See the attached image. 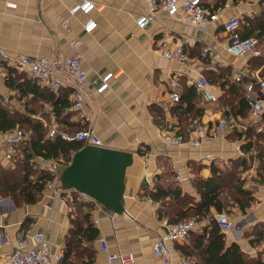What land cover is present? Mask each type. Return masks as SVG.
I'll list each match as a JSON object with an SVG mask.
<instances>
[{"label": "crops", "instance_id": "obj_1", "mask_svg": "<svg viewBox=\"0 0 264 264\" xmlns=\"http://www.w3.org/2000/svg\"><path fill=\"white\" fill-rule=\"evenodd\" d=\"M82 1L85 0H0V46L14 55L33 58L80 56L87 73L85 121L80 120L77 112L71 120L92 128L105 147L133 154V162L125 172L122 209L118 212L104 207L74 189H71L73 198L66 200L62 191L70 188L61 180L66 168L61 164L60 178L52 187L50 183L47 185L38 202L16 205L9 196H0V264H6L4 256L12 250L17 236L28 229L34 234L42 233L53 253H62L72 219L87 212L99 230L97 238L90 243L95 251L92 264H121L110 260L109 255L127 252L135 255L133 264H163L154 256L152 248L156 239L166 232L160 221L165 217V206L171 196L156 201L150 192L156 185L177 186L182 194L197 202L199 194L193 181L197 176L209 177L213 165L225 173L236 171L237 183L249 193L244 208L230 194L225 196L227 202L222 211L234 223V228L225 234L226 243L238 244L247 257L264 264V126L248 125L251 107L246 114L234 115L231 106L220 105L218 100L227 95L228 86L222 87V81L227 78L237 83L233 80L235 65L241 66L249 76H264V57L238 59L228 53L229 38L223 28L224 20L240 17L243 21L250 15H259L264 11V1L232 0L223 19L207 29L179 22L164 13H158L155 20L140 29L136 22L149 0H89L96 5L90 14L71 13L70 9ZM151 1L157 5L161 0ZM224 3L225 0H208L207 6L215 11ZM88 19L97 21V28L91 33L84 30ZM162 39L183 45L199 64L205 61L200 54L207 46L222 55L218 69L202 71L216 96L215 101L197 97L184 76L179 91L183 105H187L186 98L197 100V108L202 111L199 118L204 123L214 125L223 118L233 123L225 141L196 149L189 145L171 146L161 139L164 131L182 127L187 122L186 117L178 114L170 95L176 72L188 73L181 65L161 55ZM261 47L264 50V44ZM109 72L115 75L109 88L97 93L92 81ZM6 76L7 70L0 72L2 101L12 114L29 116L25 110L26 96L11 89ZM237 84L247 97L244 83ZM70 99L72 101V93ZM47 107L45 110L49 112L51 108ZM156 114L162 115L164 123H155ZM261 119L264 121V111ZM50 121H53L52 115ZM3 141L0 137V167L14 169L22 158L20 144L3 145ZM7 153H11L10 159ZM207 154L209 160L205 159ZM178 172L185 178L181 182L175 180ZM74 196L78 201L93 205L76 206ZM217 212L214 207L210 208L207 215L197 218L198 226L186 240L168 243L171 264H183L185 260L197 264V256L190 254L191 250L192 253L197 251V238L208 234Z\"/></svg>", "mask_w": 264, "mask_h": 264}, {"label": "built area", "instance_id": "obj_2", "mask_svg": "<svg viewBox=\"0 0 264 264\" xmlns=\"http://www.w3.org/2000/svg\"><path fill=\"white\" fill-rule=\"evenodd\" d=\"M262 2L263 0H256ZM208 0H161L159 4L148 1L145 12L137 19V26L144 29L150 22L156 19L158 13H164L166 16L176 19L179 22L187 23L198 29H207L210 25L223 19L224 11L231 7L232 0H225L224 6L215 11H211L207 6ZM15 6V5H12ZM96 5L92 1H82L70 9L71 13L82 12L85 15L90 14ZM250 18L253 16L250 15ZM64 25L67 24L65 21ZM97 28V21L88 19L84 25L86 33H91ZM223 28L228 35L227 45L228 53L238 59L263 58V50L259 41L255 37L242 36V19L234 17L223 21ZM161 55L169 60L178 63L186 71L179 70L171 81V102L176 106L179 115L187 118L184 126L170 131H164L160 134L164 143L171 146L189 145L192 148H201L203 145H211L218 141H225L233 128V123L223 118L214 125L204 123L200 118L191 117L189 111L180 105L181 79L184 76L185 82L192 87L197 97L205 101H215L210 83L206 76L202 74L204 69L216 70L219 63L223 60L220 53L211 47H205L200 58L205 60L200 64L194 62L183 45L173 44L168 39L160 41ZM13 67L19 73L37 80L40 85L46 87L55 94L61 89L72 88V107L71 109L80 115V120L85 121V100H86V81L87 73L82 65L79 55L69 57L33 58L25 54L14 55L0 46V72ZM195 72V74H193ZM115 77L114 73L109 72L92 81L96 92L103 93L110 86L111 79ZM247 80L245 81V79ZM233 80L237 83H244L247 92V98L251 107V116L248 125H263L262 113L264 111V76H249L239 65L234 66ZM257 88V89H256ZM247 125H245L246 127ZM49 137H61L67 142H74L81 147L95 146L105 147L101 137L96 134L92 128H85L75 132L59 130L55 126L48 132ZM0 137L4 139L3 145H18L26 143L27 137L20 131H11L3 133L0 131ZM7 158H11V153H7ZM205 159L209 160L207 154ZM36 164L39 170L50 173L53 177L50 182L52 187L60 178L59 160L37 157ZM185 178L178 172L175 180L183 181ZM252 183L251 185H253ZM59 189V188H57ZM55 190L59 194V190ZM62 194L66 200L73 198V190L65 189ZM214 220L221 229V232L227 234L234 228V223L229 215L220 211L214 215ZM166 232L160 235L153 244L154 256L160 258L163 264H171V251L168 247L169 242H182L188 238L190 233L198 226L196 219L188 220H170L163 218L160 221ZM106 247V245H105ZM62 259V253L52 252L48 241L42 233L34 234L31 229L25 230L15 239L12 250L4 256L6 264H51L53 261L59 262ZM110 260H118L121 264H133L135 262L134 253H115L109 255ZM183 264H190L183 261Z\"/></svg>", "mask_w": 264, "mask_h": 264}, {"label": "trees", "instance_id": "obj_3", "mask_svg": "<svg viewBox=\"0 0 264 264\" xmlns=\"http://www.w3.org/2000/svg\"><path fill=\"white\" fill-rule=\"evenodd\" d=\"M241 33L243 37H255L262 46L264 44V11L255 17H246L242 21ZM6 83L11 89L17 90L21 96H26L25 110L29 116L12 114L0 97V131L3 133L14 130L21 131L26 126L31 133V138L26 143L20 144L19 151H21L22 158L19 159L16 168L0 167V196H9L16 205L23 202L33 204L39 201L43 191L53 179L50 173L39 170L35 166L34 159L43 157L59 160L68 167L72 161L73 152L82 148L80 144L67 142L61 137H49V129L55 126L59 130L75 132L85 129L87 126L71 120L73 113L76 114L71 109L72 88H63L58 94H55L45 87H40L35 79L19 73L13 67L7 68ZM226 85L228 86L225 90L227 95L218 99L220 105L231 106L234 115L237 113L246 114L250 104L247 97L242 94L241 86L231 83L227 78L221 82L222 87ZM30 94L32 97H29ZM191 98H186V100L188 99L187 105L182 103L180 105L187 108L191 117L199 118L202 115L201 108H197V100ZM237 100L239 108L238 104H235ZM46 104L51 108L48 110L49 112L45 110ZM50 115L53 116L52 122L55 124L53 126ZM159 118L160 121H157V117L155 118V123L162 124L163 117ZM211 170L209 177L197 176L193 181L199 194L197 202L193 197L182 194L180 187L172 185L168 187L156 185L150 192V196L156 201L171 196L164 211L165 217L170 220H188L190 217L197 220V218L207 215L212 207L220 212L226 205V194H230L235 201L239 202L241 208H244L249 200V193L243 191L237 183L236 171L225 173L214 165ZM74 199L76 206L91 207L93 205L91 202L78 201L75 196ZM190 202L194 204L190 205ZM160 217H162V213ZM71 224L59 263L92 264L95 251L91 249L90 243L97 238L98 228L90 220L89 212L76 215ZM210 227L208 234L199 235L197 238V251L192 253L191 250L190 254L197 256V264H262L247 257L238 244L228 245L225 234L221 232L215 220L211 221Z\"/></svg>", "mask_w": 264, "mask_h": 264}, {"label": "water", "instance_id": "obj_4", "mask_svg": "<svg viewBox=\"0 0 264 264\" xmlns=\"http://www.w3.org/2000/svg\"><path fill=\"white\" fill-rule=\"evenodd\" d=\"M133 154L107 147L86 146L77 151L61 180L107 208L120 212L125 189L124 177Z\"/></svg>", "mask_w": 264, "mask_h": 264}, {"label": "rangeland", "instance_id": "obj_5", "mask_svg": "<svg viewBox=\"0 0 264 264\" xmlns=\"http://www.w3.org/2000/svg\"><path fill=\"white\" fill-rule=\"evenodd\" d=\"M47 108H48V107H47ZM156 117H157V121H160V118H159V117H162V115L156 114ZM164 121H165V119H163V123H164ZM51 125L53 126V125H55V124H53V122H52ZM60 126H61V125H60ZM61 127H63V126H61ZM20 132L23 133V134L27 137V139H30V138H31V133H30V131L26 128V126H25V128H22ZM172 181H173V180H172ZM188 219H189V218H188ZM190 219H194V218H191V217H190Z\"/></svg>", "mask_w": 264, "mask_h": 264}]
</instances>
